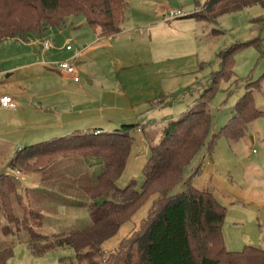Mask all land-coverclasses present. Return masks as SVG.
<instances>
[{"label": "rangeland", "instance_id": "obj_1", "mask_svg": "<svg viewBox=\"0 0 264 264\" xmlns=\"http://www.w3.org/2000/svg\"><path fill=\"white\" fill-rule=\"evenodd\" d=\"M199 2L203 4L204 0ZM171 10H182L183 16L165 20L166 14ZM196 10V0H128L123 23L124 34L112 40V48L100 49L98 53L96 51L91 54L90 59L76 64L78 70L81 69L84 86L90 85L86 74L88 69L93 72L90 77L98 80V86L90 87L95 101L103 105L106 113H120L129 117L124 119L125 122H119L117 129L121 127V123L140 125L139 129L133 132V144L125 169L116 180V185L120 188H126L134 181L135 188L141 190L144 166L150 157V144L157 145L160 142L166 121L176 118L182 111L201 100L205 89L212 85L214 75L221 70L223 51L254 39H261L264 45V23L257 21L264 16L263 6L256 5L224 14L213 23L185 17ZM149 23L154 24L150 27ZM81 24L83 26L79 27ZM94 31L80 15L70 17L61 26H50L46 35L54 47H65L69 41L68 45L75 48L79 44L77 41L81 39L79 34L83 32L89 37L86 46L94 43ZM0 41V62L3 66L23 64L27 61L23 50L25 46H29V41L15 38ZM229 70L219 80L217 90L210 99V131L204 146L188 166L186 174L191 177L193 185L212 192L227 208L222 227L227 250L241 251L246 246L264 249V52H260L255 45L239 48L233 54ZM149 71L153 75H149ZM8 72L4 73L2 80L7 79ZM35 73L29 71L24 75L28 79ZM102 73L105 74L104 77L98 76ZM128 73L138 77L122 85L118 80L127 79ZM51 77L59 78L58 75L38 73L34 82L43 83L45 78ZM18 79L15 77L8 83L12 87L15 86V91H19L20 86L23 88L20 91H24L27 88L25 84L29 82L21 81V76ZM248 82L259 83L254 90V98L263 115L245 127L244 135L240 139L228 140L220 132L229 123L233 106L246 92ZM124 87L127 93L121 91ZM103 89L106 93L102 97L99 94ZM29 99L30 103L37 104L32 98ZM105 126L113 128L114 122L106 121ZM33 127L28 124L23 128L32 131ZM142 127L145 132L141 130ZM24 129L23 133H14V136L25 135ZM147 133H152V140L147 139ZM14 136L10 135L12 138ZM66 158L75 160L81 157ZM1 164L3 163L0 162V166ZM7 169L8 167H5L4 171ZM94 170L90 171V177L94 172L98 174L97 169ZM7 172L12 177L15 169L10 168ZM67 172L70 176L67 183L71 184L69 189L75 195L80 190L75 186V171L71 172V167H67ZM26 173L33 172L20 171V179L24 178ZM20 179L16 180V195L12 196V201L13 211L22 217L23 208L29 207L24 205H27L29 200L33 203V199L27 196L26 191L18 188V184L23 182ZM61 181L64 183V180H56L58 185L62 184ZM24 183V187H28V180ZM182 189V186L178 185L174 192H181ZM28 193L32 194L29 188ZM54 195H58L57 192L53 193L49 188H41L38 194L37 207L44 209L45 206L42 212L45 216L41 229L43 234L63 233L90 223L85 209L73 215L64 213V210L70 207L63 208L66 206L57 202V199L62 198ZM53 197L56 198L54 203ZM151 205L152 197L114 236L103 243L106 253L116 250L126 236L140 228ZM4 224H7V219L0 202V248L12 247L13 250L12 256L5 264H61L62 261L65 264H76V254L72 248L60 247L43 255H35L29 247L28 232L5 235L2 230ZM9 226L17 230L14 224Z\"/></svg>", "mask_w": 264, "mask_h": 264}, {"label": "trees", "instance_id": "obj_2", "mask_svg": "<svg viewBox=\"0 0 264 264\" xmlns=\"http://www.w3.org/2000/svg\"><path fill=\"white\" fill-rule=\"evenodd\" d=\"M196 1L197 10L185 16L208 23L227 13L256 5L264 7V0H204L203 4ZM127 6L128 0H0V40L44 39L50 26H61L70 17L80 15L100 35L115 36L122 31ZM257 21L264 23V16ZM250 45L264 52L261 39L223 51L221 70L201 100L176 120L168 121L160 142L150 144L141 190L135 188L134 181L126 188L116 185L125 169L137 123H124L113 130H89L17 150L9 167L21 172L45 171L60 159L75 156L100 160L104 168L97 174L88 201L74 204L86 208L90 223L51 235L42 233V212L28 207L23 208L22 217L16 215L12 196L18 182L10 174H0V202L7 219L3 233L28 232L29 247L35 255L60 247L72 248L76 264H264L262 248L226 249L222 227L227 208L212 192L193 185L186 174L208 137L212 120L209 102L218 82L230 71L233 54ZM258 86L259 83L248 82L246 92L235 104L229 123L220 132L228 140L240 139L245 127L263 115L255 104L254 90ZM178 185L183 189L175 193ZM150 197L152 205L140 228L126 236L116 250L106 253L103 243L132 219ZM12 253V247L0 248V264H5Z\"/></svg>", "mask_w": 264, "mask_h": 264}, {"label": "crops", "instance_id": "obj_3", "mask_svg": "<svg viewBox=\"0 0 264 264\" xmlns=\"http://www.w3.org/2000/svg\"><path fill=\"white\" fill-rule=\"evenodd\" d=\"M153 24L154 23H149V26L152 27ZM82 26L83 24H81L79 27ZM123 31V26L122 31L115 36H103L100 35L99 30L94 31L96 33V37H94L92 40L94 43H92L90 46H86L89 42V37L87 36L86 32H83L82 34H79L81 37V39L77 41L79 44H77L75 48L71 47V49L67 48L69 41L66 42L65 47L64 45H61V47L59 45H57L58 47H54L52 45L51 39L47 37V35H45L44 39L31 38L27 40L30 42L29 46H25L26 48L23 50L26 54L25 58H27L25 63L3 66L0 62V96L5 94L10 95L17 102L16 109H7L0 105V162L3 163L0 166V172H2V174H6L7 170L10 169L9 163L11 159L16 155L17 150L21 148L58 137L83 133L89 130H113L119 126V122H125L126 120L124 119L129 118L122 116L120 113H106V109L103 107V105L95 101L91 87L92 85L98 86V80H93L90 77L92 76L93 72H91L89 69L87 70L86 74L89 79L88 83L90 85L84 86L85 84L83 85L81 78V69L78 70L77 65L76 67L79 81H74L71 75L61 70L58 66V63L62 61H70L77 64L79 62H83L84 59H90V55L96 51L98 53L100 49L112 48V40L116 37H119L120 35H123ZM44 40L50 41L51 46L49 48L42 47V42ZM130 40L133 43V40ZM59 57L60 59H58ZM87 64L89 66V63ZM29 71L31 73H36L33 74L32 78L30 76L28 79H26L24 74H27ZM7 72V79L2 80L4 73ZM38 73L58 75L59 78H45V82L40 83L39 81L37 84H35V75ZM99 73L101 72L99 71ZM148 74L153 75L151 71H149ZM20 76L21 81L27 80V82H29L25 84V86H27V88L24 89L25 94L24 91H20L23 89L21 86L19 87L21 88L19 91H15V86L12 87L10 83H8L10 79H14L15 77L18 79ZM98 76L104 77L105 74L102 73ZM126 77L127 79L119 78L118 81L123 85L128 83L130 79L138 77V75L128 73ZM114 81L118 82L116 80ZM126 90L127 89L124 87V89L121 91L127 93ZM97 93L98 92L96 91V94ZM105 93L106 90L103 89L99 95L103 97ZM117 93H119V91ZM29 98H32V101H36L38 105L33 102L30 103L31 100ZM195 105L189 109H186L185 111H182V113L176 118L170 119L168 121L176 120L185 112L192 109ZM106 121L114 122L113 128H107L105 126ZM168 121L163 124V130ZM28 124L34 126L31 128L32 131H27L24 129ZM22 129H24L26 134L15 137L14 133L19 135L20 132L23 133ZM141 130L145 132L144 127H142ZM147 134V139L152 140V133ZM10 135H13L14 137L12 138ZM5 167H8L6 171H4ZM67 167H71V172L75 171L76 174L75 186H77L80 190L75 195H73L72 191L69 189L71 187V184H69L70 182L67 183V179H70V176L67 172ZM103 168V163L100 160L86 158H78L74 160V158H62L45 171L26 173L24 178L20 179V181L23 180V182L18 184V188H21L23 192L26 191L27 196H30L29 198L33 199V203L28 198L29 203L27 205L25 204L24 206H29L37 211L43 212L45 210V206L44 209L42 207H37L38 203L36 202L38 199V194L41 192V188H49V191H53V193L57 192L58 195H54L55 197L62 198L57 199V202L60 205L64 204L66 206H63V208H67L68 206L70 207L67 208L68 210L65 209L64 213H72L73 215L79 210H86L85 207L78 208L75 207L74 204L77 202L85 203L88 201L89 191L97 180V175L95 174L96 171L94 169H97L99 173L101 170H103ZM79 170H81V172H79ZM91 170H94L95 172L91 174L92 176L90 177ZM26 180H28V187H24V182ZM56 180H64V183L61 181L62 184L58 185ZM28 188L32 191L31 195L28 193ZM55 197L52 198V203L56 201Z\"/></svg>", "mask_w": 264, "mask_h": 264}, {"label": "built area", "instance_id": "obj_4", "mask_svg": "<svg viewBox=\"0 0 264 264\" xmlns=\"http://www.w3.org/2000/svg\"><path fill=\"white\" fill-rule=\"evenodd\" d=\"M183 16V11L182 10H171L168 14L165 16V20L170 21L172 19H175L177 17ZM51 46V43L49 40H44L42 42V47L43 48H49ZM68 49H71V46H67ZM58 66L61 70L65 71L69 75L72 76L74 81H79V76L77 74V67L75 63H72L70 61H62L58 63ZM0 105L4 108L7 109H16L17 107V102L14 98H12L10 95H2L0 96ZM14 178L16 180L20 179V171L15 170L14 172Z\"/></svg>", "mask_w": 264, "mask_h": 264}]
</instances>
